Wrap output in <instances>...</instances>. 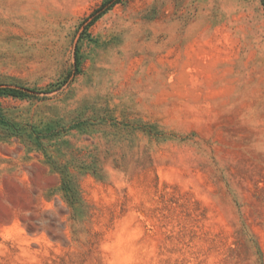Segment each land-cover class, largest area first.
Listing matches in <instances>:
<instances>
[{
  "label": "rangeland",
  "instance_id": "1",
  "mask_svg": "<svg viewBox=\"0 0 264 264\" xmlns=\"http://www.w3.org/2000/svg\"><path fill=\"white\" fill-rule=\"evenodd\" d=\"M106 1L0 0V264H264V0Z\"/></svg>",
  "mask_w": 264,
  "mask_h": 264
},
{
  "label": "trees",
  "instance_id": "2",
  "mask_svg": "<svg viewBox=\"0 0 264 264\" xmlns=\"http://www.w3.org/2000/svg\"><path fill=\"white\" fill-rule=\"evenodd\" d=\"M117 0H107L106 2H104L102 4V6L100 7L102 10L101 12H99V14H97L92 21L96 20L100 14H102L106 9H108L111 5H113ZM0 92H6V93H10V94H13V95H18L21 93L20 90H17V89H14V88H11V89H4V88H0Z\"/></svg>",
  "mask_w": 264,
  "mask_h": 264
}]
</instances>
